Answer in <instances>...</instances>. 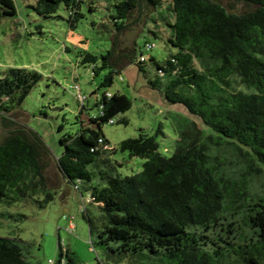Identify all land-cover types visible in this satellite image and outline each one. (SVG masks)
<instances>
[{
	"label": "trees",
	"instance_id": "1",
	"mask_svg": "<svg viewBox=\"0 0 264 264\" xmlns=\"http://www.w3.org/2000/svg\"><path fill=\"white\" fill-rule=\"evenodd\" d=\"M235 1L246 9L232 12L219 0H119L112 15V48L83 54L81 63L92 65L94 77L104 73L94 94L103 92L89 125L81 121L76 134L61 137L64 152L56 164L61 187L92 204L82 212L106 264H264V0ZM141 2L153 11L146 32L156 38L164 27V39L175 50L165 61L147 54L155 48L150 40L143 47L137 39L133 47L118 43ZM82 3L38 0L32 8L53 17L63 5L75 28L84 17ZM88 4L93 11L94 1ZM0 9L6 16L17 14L13 0H0ZM131 64L146 77L154 66L150 86L199 117L209 131L174 114L173 155L160 153L156 136L142 133L124 140L120 150L144 163L140 172L122 175L123 163L114 158L102 127L132 107L126 94L109 92L121 69ZM41 77L25 68L0 74V115L13 129L0 143V205L32 199L43 207L59 189L46 176L53 161L49 148L9 119ZM86 101H80V118L83 108L89 109ZM64 262L82 264L59 243L53 264ZM0 264L32 263L15 239L0 237Z\"/></svg>",
	"mask_w": 264,
	"mask_h": 264
},
{
	"label": "rangeland",
	"instance_id": "2",
	"mask_svg": "<svg viewBox=\"0 0 264 264\" xmlns=\"http://www.w3.org/2000/svg\"><path fill=\"white\" fill-rule=\"evenodd\" d=\"M13 1L16 15L6 16L0 9V74L10 68H25L37 71L42 77L22 106L9 114V119L36 133L49 148L59 189H54L55 199L43 207L32 199L3 202L0 205V237L15 239L32 264L56 261L59 243L64 250L74 252L82 264H106L104 252L93 247L82 212L84 208H93L92 204L84 201L75 190L70 189L68 193V189L61 187L56 161L64 152L61 137L76 134L81 121L84 126L89 125V115L97 112L93 105L103 90L98 94L94 92L104 73L94 77L92 65L82 64L81 59L86 52L101 55L112 48L110 39L116 33L112 15L116 13L114 5L119 0H93V11L89 9V0H83L84 17L75 28H71L69 13L63 5L53 17H44L32 8L38 0ZM152 12L144 19L133 46L136 39L140 47L150 40L155 48L147 54L165 61L175 50L164 39L167 37L164 27H160L161 34L156 38L146 32L152 24L149 19ZM156 73L154 66L149 67L146 77L137 65L131 64L121 69L109 88L110 93L120 91L132 100V107L115 117L114 124L102 127L115 150L114 158L123 163L119 169L122 175L140 172L144 163L143 159L120 150L119 145L124 140L138 138L142 133L156 136L160 153L168 157L173 155L178 140L174 114L187 116L209 131L199 117L189 114L181 104L167 102L162 91L150 86L148 80H154ZM79 94L87 98L89 107L83 108L81 118ZM123 118L128 119V124L120 122ZM71 222L74 229L70 228Z\"/></svg>",
	"mask_w": 264,
	"mask_h": 264
},
{
	"label": "water",
	"instance_id": "3",
	"mask_svg": "<svg viewBox=\"0 0 264 264\" xmlns=\"http://www.w3.org/2000/svg\"><path fill=\"white\" fill-rule=\"evenodd\" d=\"M225 7L232 12L241 13L246 9L242 3H237L235 0H219ZM145 2H141L139 7L133 12L132 17L128 20V29L119 34L118 43L121 48L133 47V39L137 37L138 33L142 31L144 19L150 12ZM114 34L110 41H114ZM10 130L4 126L3 118L0 115V143L5 139ZM55 162H51L49 168L46 171L48 183L53 188H58L57 175L54 172Z\"/></svg>",
	"mask_w": 264,
	"mask_h": 264
},
{
	"label": "built area",
	"instance_id": "4",
	"mask_svg": "<svg viewBox=\"0 0 264 264\" xmlns=\"http://www.w3.org/2000/svg\"><path fill=\"white\" fill-rule=\"evenodd\" d=\"M151 48H153V45L152 44H148L147 45V49L149 50V49H151ZM141 60H143L144 61V58L143 57H141ZM79 85H76V89L77 90H79ZM79 100L82 102V103H84L85 102V100H86V97L85 96H83V95H80L79 94ZM70 228H72V229H74V224L71 222L70 223ZM51 264H53V261L51 262ZM62 264H66L65 262L64 263H62Z\"/></svg>",
	"mask_w": 264,
	"mask_h": 264
}]
</instances>
